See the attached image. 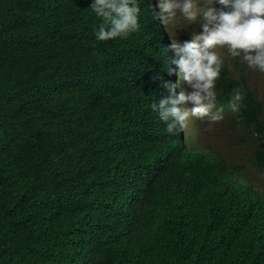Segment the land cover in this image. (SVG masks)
<instances>
[{"label": "trees", "instance_id": "1", "mask_svg": "<svg viewBox=\"0 0 264 264\" xmlns=\"http://www.w3.org/2000/svg\"><path fill=\"white\" fill-rule=\"evenodd\" d=\"M90 2L0 0V264H264V191L150 107L168 56L150 0L106 41ZM215 87L264 170V102L224 61Z\"/></svg>", "mask_w": 264, "mask_h": 264}, {"label": "clouds", "instance_id": "2", "mask_svg": "<svg viewBox=\"0 0 264 264\" xmlns=\"http://www.w3.org/2000/svg\"><path fill=\"white\" fill-rule=\"evenodd\" d=\"M216 3L221 7L212 6L213 0H150L152 20L162 36L164 54L168 52V56L165 70L149 78V93L150 107L168 134L176 135L187 149L193 147L219 154L227 163L220 153L189 145L184 128L189 117L206 119L209 129L223 119L221 109L213 110L216 108L215 82L223 61L236 74L239 58L249 68L264 73V0H216ZM140 4L141 0H91L89 8L100 19L94 31L95 39L126 38L136 32L140 27ZM190 25H199V30ZM166 26L174 29L172 35ZM181 28L190 37L186 34L185 38L176 40L174 34ZM218 46L227 48L235 64L217 54ZM241 76L247 79L242 73ZM239 100L237 93L229 104L234 113L240 110ZM231 174L245 185L258 186L263 191L259 187L261 181L250 180L242 170Z\"/></svg>", "mask_w": 264, "mask_h": 264}, {"label": "rangeland", "instance_id": "3", "mask_svg": "<svg viewBox=\"0 0 264 264\" xmlns=\"http://www.w3.org/2000/svg\"><path fill=\"white\" fill-rule=\"evenodd\" d=\"M202 6L205 5L202 4ZM212 6L221 7L216 3V0H213ZM189 27H195L199 30V25H190ZM166 28L167 32L172 35L174 29L171 26H166ZM186 34L190 37L189 32L181 28L176 30L174 36H177L176 40H179L181 37L185 38ZM215 51L220 57H226L228 60H231L232 65L235 64L234 57L229 55L225 46H218ZM235 68L238 72L237 74L241 75L242 73L247 76L249 84L257 92V97L264 102V73L249 68L240 58ZM184 129L185 135L189 136V145H193L199 149H210L220 153L227 161L243 165L248 173L246 171L243 172L246 173L250 180L264 181V170L253 164L250 159L252 151V143L250 140L252 137L247 131L239 133V131L232 129L224 116L222 120L214 122L210 129L206 119L200 120L198 118L189 117ZM239 136L246 137L248 142L244 144L239 143ZM247 182L251 183L249 181ZM262 189L264 191V187H262Z\"/></svg>", "mask_w": 264, "mask_h": 264}]
</instances>
